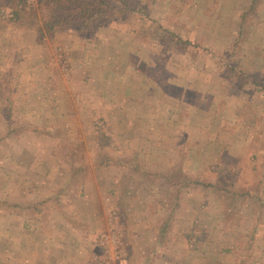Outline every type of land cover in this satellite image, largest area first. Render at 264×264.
<instances>
[{"label": "rangeland", "instance_id": "374dc122", "mask_svg": "<svg viewBox=\"0 0 264 264\" xmlns=\"http://www.w3.org/2000/svg\"><path fill=\"white\" fill-rule=\"evenodd\" d=\"M114 3L107 25L75 24L45 35L17 24L13 7L0 5V264H55L59 257L61 264H192L188 256L201 234L194 225L211 227L210 219L198 224V218L187 216L189 209L200 208L203 188L195 182L210 183L203 191L215 195L207 208L218 196L232 210V223L244 220L246 208L233 194L246 187L259 194L245 184L264 172V4L245 21L252 0ZM26 8L38 13L37 1L28 0ZM174 34L190 42L186 49L171 44ZM179 78L201 90L167 85ZM48 80L53 88L39 90ZM211 84L216 88H209L207 97L199 94L201 86ZM101 90L107 95L104 106L92 100ZM164 92L193 106L170 105ZM224 93L233 101L220 105ZM123 95L139 103L135 124L145 133L142 139L131 138L132 123L116 120L115 102ZM52 97L70 104L44 117L37 114H51V107L19 104ZM148 113L159 119L155 127L143 119ZM169 113L204 119L224 113L236 119L221 133L214 131L217 123H205L213 132L203 137L202 152L189 154L180 139L185 123L163 122ZM153 128L156 135L163 129L166 137L150 140ZM225 130L234 131V139ZM215 143L223 147L218 153ZM171 145L177 147L167 151ZM153 150L162 153L148 154ZM170 154L175 166L164 170ZM196 156L209 165L194 167ZM89 179L102 199L101 212L73 218L72 200L85 192ZM165 224L170 234L160 231ZM150 228L158 231L159 249L151 244ZM205 238L217 234L209 228ZM162 244L169 254H163Z\"/></svg>", "mask_w": 264, "mask_h": 264}, {"label": "crops", "instance_id": "0c3cea01", "mask_svg": "<svg viewBox=\"0 0 264 264\" xmlns=\"http://www.w3.org/2000/svg\"><path fill=\"white\" fill-rule=\"evenodd\" d=\"M153 1L156 2L157 0H153ZM90 75H92L91 72H90ZM179 80H180L179 83L171 81L170 83H167V85L171 88L174 87V89L175 88H180V89L186 88L187 90L194 89L195 93L198 90V88H200L198 84L191 85L190 83L186 82L185 79L181 80V78H179ZM49 81L50 80H48L47 85L42 84L39 87V90L46 91L47 88L52 89L53 87H50L51 85ZM88 81L90 80L88 79ZM88 86H91L90 82ZM201 87L204 93L199 92V94L203 95V97H207V94L205 92L208 91L209 88L211 89L216 88L212 84L210 86L205 85L204 86L205 88L203 86ZM224 89L226 90L227 87H224ZM61 91H56L57 93L56 96H60ZM105 94L106 93L103 90H101L99 95L97 93L94 94L95 98L92 100H94L99 105L104 106V104L106 103L104 99L107 96ZM164 95H166L167 101L170 105H173L174 103L176 104L174 106L177 107L178 105L181 108V110H186L188 107L193 106L192 104L185 102V100L182 97L181 99L180 98L179 99L175 98V100L172 99V94L170 92L169 93L164 92ZM225 95L227 94L224 93L222 96H220L221 97L220 105H222V103L225 104L224 102L228 104L229 101H233V99L230 98L231 95L229 94L228 96H225ZM45 96H46V92L43 93L42 98H46ZM91 96H92V93H91ZM42 98L40 100L35 98V100H37L36 102H33L30 99V101L19 102V104L29 105V106L37 104V105H43V106L47 105V107L48 106L51 107V110L49 108L51 114H48V110H47V113L42 112V113L37 114V115H43V117L51 116L52 112H56V109H57L56 107L58 105L63 106L64 103L67 105L70 104V102L63 100L64 97L63 98L60 97L58 99L52 97V99H50L51 101L46 100V99L43 100ZM151 98H153V95L151 96ZM74 104L75 106H77V103H74ZM168 105L166 107H168ZM115 107L116 108L118 107L117 109L115 108L116 111H118L117 113H115L117 122H120L122 125H125L126 123H129V122L132 123L134 126L133 131H136V133L135 134L132 133L131 138L135 136V137H138L139 139H142L141 138L142 134L144 135L145 133H140V131H138L137 125L135 124V122L138 121V116L141 115L139 112V103L136 101L133 102L131 98L123 95L122 97L117 98V101L115 102ZM120 109L122 110L120 111ZM200 115L199 117H197L196 115H193L192 113H184L180 115H174L173 113H169L163 117V122L164 120H167L169 122H176V124L185 123V125L181 126L179 129V131H181L180 134L182 133L180 139H181L183 148H187L188 149L187 153L189 154L190 153L196 154V153L202 152L199 149V146L201 147L203 137L205 136V134L208 137V134L210 133V131L213 132L211 127L209 128L205 126V123H211V122L217 123L215 124V126H219V127L217 130H216L217 127H215L214 131L221 133L223 129L227 127V124L225 123H230L231 121L236 119L235 115H225L224 113L217 114V115H211V116L209 115L207 119H204V117ZM142 117L143 119H145V121L152 122L153 127L156 126L155 123L159 120L158 119L156 121L152 113L145 114ZM158 131L161 132L162 135H156L157 131L155 128H153L151 132L149 131L150 132L149 134H151V136L149 137L150 140L151 138L157 137V136L160 138L161 136L166 137L165 131L163 129L159 128ZM224 132H227V135H231L232 139H234V134H235L234 131L232 132V131L225 130ZM117 135H120V133L117 132ZM218 135L219 134H212L211 136L217 137ZM215 146H216V150H215L216 153H218L220 149H223V147H221L219 143H215ZM230 146H231V151H233L234 148L236 149V144L233 141L229 143V147ZM174 147L176 148L177 146L171 145L167 149V151H170ZM227 149L228 150H224V151H230V148H227ZM167 151H165V153H167ZM177 151L178 150H175V152L173 153L176 154ZM153 152L156 154V156L162 153L161 151L157 152L156 150H153V151H150V153L148 154H151ZM185 152H186V149L184 153ZM234 155L237 156L238 153L235 152ZM171 156L172 155L170 154V156H168L169 158L165 159L166 161L164 162V165L162 164L163 165L162 168L164 170L171 169L175 166V163H172V160L174 159ZM203 163H205L204 158L203 157L199 158L198 156H196V163L194 167L200 168V169L202 168L203 170L205 167L209 165L208 163H206V165ZM262 175H264V172L261 174V177H258V178L249 177L248 179L249 181L245 184L247 186L250 185V186L257 187L259 189V194L256 192H253L256 190V188L250 191L249 189H247L248 187H246L243 193L239 195H237V193L233 194L234 197L237 196L240 199L242 198L241 202L245 203L244 205L246 207L242 211L243 212L242 219L244 220L235 221L234 223H232L231 221H228L229 216L232 214V210H230L227 206L224 205V202L221 200V198H218V196L213 197V206H211L212 209L207 208L206 204L211 203V201L207 199L210 198V195H215V194H207V192L203 191L202 188H201L202 191L199 190V194L201 196L198 197L197 195L198 202L196 205H199L200 208H197L196 206V210L192 211V209H189V211L186 213H187V216L189 217L198 218L200 220L198 224L199 223L205 224V222L211 221V227H208V226L205 227V225H200L199 227L197 224L194 225V230L199 229L201 231V234L198 235L196 246L193 247V250L188 256L189 258L193 257L192 264H264V191L261 187L262 186L261 182H264V179H263L264 176ZM88 182L91 183V185H89V183L86 185V183L84 182L85 192L80 193L78 197L72 200L75 203L73 204L74 205V210L72 212L74 215L73 218L75 217L83 218V217H86L87 214L88 216H93V215L97 216L101 212L100 209L102 208V205H100V203H102V199L100 198L99 195H97L96 192H93L95 191L94 190L95 187L92 186V182L90 179L88 180ZM201 182L203 181L202 180L196 181L195 183H198V185L202 187L200 184ZM205 184L208 185L210 183H205ZM212 184L215 186L216 184L215 180L212 181ZM220 185L221 184H219V186ZM263 186H264V183H263ZM99 187L100 185L97 186L96 191L98 190ZM208 189H204V190H208ZM237 197L235 200H238ZM183 201L184 200H181L179 203L180 209L183 208L184 206ZM190 202H193V200L190 199ZM250 206L251 207L258 206V208L250 211V208H247ZM191 208H194V207L191 206ZM180 217L181 218L185 217L183 212L181 213ZM209 219L210 221H208ZM91 223L95 224L94 222H91ZM209 228H211L212 233L217 234V238H212L211 240L207 238L206 240L205 237H206V233L208 232ZM73 230L75 229L73 228ZM182 230L180 232H182ZM160 231L164 232L165 235L171 233V231L166 227V224L163 225V228H161ZM148 232L149 234H152V236H150V241H151V244L153 245V248L159 249V246L157 247V242L159 241V238L156 236L158 231L156 229L150 228ZM225 233H227V238L223 237L224 236L223 234ZM239 247L241 248V251H239ZM171 249H172V245H171ZM163 250H164L163 254H166L169 251L168 246L164 245ZM169 253L170 251L168 252V254ZM67 260H70V259H67ZM56 261H55V264H61L60 257L59 259L57 258ZM71 261L73 262V260ZM178 264H181V263L179 262Z\"/></svg>", "mask_w": 264, "mask_h": 264}, {"label": "trees", "instance_id": "16d2710c", "mask_svg": "<svg viewBox=\"0 0 264 264\" xmlns=\"http://www.w3.org/2000/svg\"><path fill=\"white\" fill-rule=\"evenodd\" d=\"M38 13L28 10L26 5L28 0H0V5H9L14 9V19L17 24L35 27L39 30V35L51 34L58 28L77 24L78 27L84 26L95 28L107 25L111 19V12L116 5L114 0H36ZM124 3V0H121ZM264 0H252L250 8L246 10L242 19L254 14L261 8L259 5ZM262 4V5H263ZM261 6V5H260ZM259 7V8H258ZM171 44L186 49L189 41L178 39L175 34L171 36ZM182 40L183 45H178ZM225 67L234 69L235 66L225 63ZM262 86V84H259ZM3 90V83L0 79V93ZM264 91V87H262ZM2 94V93H1ZM110 162V161H109ZM113 163H106V166ZM203 189L210 185L200 183Z\"/></svg>", "mask_w": 264, "mask_h": 264}, {"label": "built area", "instance_id": "2783aa9c", "mask_svg": "<svg viewBox=\"0 0 264 264\" xmlns=\"http://www.w3.org/2000/svg\"><path fill=\"white\" fill-rule=\"evenodd\" d=\"M9 13H7L9 16H13V11H8Z\"/></svg>", "mask_w": 264, "mask_h": 264}]
</instances>
